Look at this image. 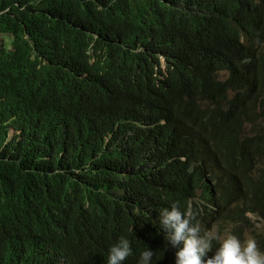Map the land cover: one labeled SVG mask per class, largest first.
Listing matches in <instances>:
<instances>
[{
  "label": "trees",
  "instance_id": "16d2710c",
  "mask_svg": "<svg viewBox=\"0 0 264 264\" xmlns=\"http://www.w3.org/2000/svg\"><path fill=\"white\" fill-rule=\"evenodd\" d=\"M173 203L264 222V0H0V264H175Z\"/></svg>",
  "mask_w": 264,
  "mask_h": 264
},
{
  "label": "clouds",
  "instance_id": "9594fccd",
  "mask_svg": "<svg viewBox=\"0 0 264 264\" xmlns=\"http://www.w3.org/2000/svg\"><path fill=\"white\" fill-rule=\"evenodd\" d=\"M159 224L167 242L176 249L175 264H264V251L254 238L242 241L231 232L221 235L215 229L202 231L195 217L187 210L182 211L177 203L160 212ZM213 241L219 246L205 260L213 249ZM131 254L130 241L121 236L109 248L106 264H123ZM153 256L148 247L140 253L137 264H151Z\"/></svg>",
  "mask_w": 264,
  "mask_h": 264
},
{
  "label": "rangeland",
  "instance_id": "374dc122",
  "mask_svg": "<svg viewBox=\"0 0 264 264\" xmlns=\"http://www.w3.org/2000/svg\"><path fill=\"white\" fill-rule=\"evenodd\" d=\"M253 216H249L248 224L240 229V234H236V235L242 241L248 238H254L257 243L258 248L264 251V248L262 246L264 242V239H263L264 238V222L260 221L259 219ZM254 233L256 234V236H254Z\"/></svg>",
  "mask_w": 264,
  "mask_h": 264
}]
</instances>
